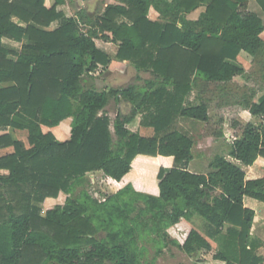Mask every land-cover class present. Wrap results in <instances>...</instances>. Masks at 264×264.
Segmentation results:
<instances>
[{"label": "trees", "instance_id": "obj_1", "mask_svg": "<svg viewBox=\"0 0 264 264\" xmlns=\"http://www.w3.org/2000/svg\"><path fill=\"white\" fill-rule=\"evenodd\" d=\"M44 1L0 0V264H155L142 262L139 238L160 244L169 227L195 215L209 238L227 226L239 264H259L247 248L254 211L243 198L264 202V177L246 179L223 155L209 160L206 174L190 171L193 139L175 127L179 118L209 120L207 103L188 97L195 88L245 76L238 61L245 52L259 66L263 94L256 98L250 88L236 101L251 120L228 156L244 166L264 158V23L250 0H116L95 16L77 5L67 16L58 8L65 0L51 7ZM255 2L264 14V0ZM200 6L205 11L188 20ZM150 8L159 14L155 21ZM98 38L111 43L112 57L96 46ZM112 59L151 78L120 89L86 87L84 76ZM110 97L130 105L113 120L115 139L103 112ZM138 115L153 135L127 128ZM67 118L69 139L43 130ZM139 155L173 157L171 168L157 172V195L127 183L102 201L71 196L92 172L122 180ZM145 159L135 160L133 170L148 175ZM60 192L68 195L65 202L43 210L44 200ZM180 248L188 255L211 249L193 228ZM214 258L226 260L220 252Z\"/></svg>", "mask_w": 264, "mask_h": 264}, {"label": "rangeland", "instance_id": "obj_2", "mask_svg": "<svg viewBox=\"0 0 264 264\" xmlns=\"http://www.w3.org/2000/svg\"><path fill=\"white\" fill-rule=\"evenodd\" d=\"M106 0H98L97 5L104 4ZM81 0H66L65 5H78ZM116 3V0H112L109 4ZM252 4V5H251ZM253 0L249 3V9L255 8ZM264 20V17H263ZM54 25V24H53ZM51 27H55V26ZM99 44V42H98ZM20 44H14V47L19 49ZM110 51H112L110 47ZM113 54V53H112ZM112 57V55L110 54ZM238 61L243 65L246 70V74L243 77L237 76L229 83H211L200 89H193L187 102L199 103L204 101L208 105L209 120L207 122H191L189 120H181L179 118L176 122V129L179 131H186L193 139V159L190 162L191 171L204 173L209 170V160L219 153L229 150V146L234 141V137H239L248 119L244 118V110L242 107L236 104V101L240 98L242 92H247L248 89L256 90V98L263 94L261 79L259 76V66L252 60V58L244 53H241ZM122 67V66H121ZM125 73L113 72L107 70L108 66L100 71L96 77L91 76L93 74H87L84 76V85L86 87L92 86L97 90L103 89H120L129 84L143 85V80L151 78L150 74L145 71H134V67L131 63L127 62L125 65ZM116 69H119L117 66ZM115 72V73H114ZM91 77H93L91 79ZM130 105L123 99L116 100L114 97H110L108 103L104 107L103 112L108 116L110 120V131L113 139L115 135L113 132L112 123L118 112L128 113ZM189 121V122H188ZM253 122L256 118H253ZM127 128L131 131L138 132L141 135L151 136L153 131L151 128H144L140 125V115H138L132 123L127 125ZM46 131V128H44ZM219 133H223V137L218 136ZM13 136H17V132H11ZM12 148L1 150V153L11 151ZM148 161L151 172V179L154 181L157 172L156 162L153 160L145 159ZM149 172V173H150ZM105 176L101 172H92L87 174L86 178L79 185H76L72 197H81L83 193H87L97 201H102L105 197L114 194L120 185L115 182H107L104 180ZM157 179V178H156ZM60 197V198H59ZM68 197L67 194L58 196L53 204L42 203L43 210L56 204H63ZM198 217V216H197ZM195 219L194 223L203 230L204 220L201 217ZM167 233V231H166ZM104 236V232L99 234V237ZM138 246L144 249L142 256V262L155 264H193L196 257H189L186 254L181 253L174 244L171 243L169 234H166L165 239L159 244L157 240H153V236H143L138 240ZM161 248L158 251V248ZM163 249V250H162ZM191 258V260H190ZM111 264V263H107Z\"/></svg>", "mask_w": 264, "mask_h": 264}, {"label": "crops", "instance_id": "obj_3", "mask_svg": "<svg viewBox=\"0 0 264 264\" xmlns=\"http://www.w3.org/2000/svg\"><path fill=\"white\" fill-rule=\"evenodd\" d=\"M97 2H98V0H81V2L78 3L77 6L84 8L88 12V14H90L91 16H95L98 13H100L104 9V7H106L110 2H112V0H106L104 2V4H102V5H97L98 4ZM253 2L256 6H255V8L250 9V10L252 12H255L256 14H258L264 23V20H263L264 14H263L262 10L257 5L255 0H253ZM65 3H66V0H65ZM65 3L62 6H59L58 8L62 9L67 16H71L73 14V9H72L71 5H65ZM249 3H251V0L249 1ZM53 4H54V0H45L44 1V5L46 7H51ZM204 11H205V6H200L197 9L193 10L192 12L188 13L186 15V18L188 20H197L199 18L200 14ZM158 17H159V14L153 8H150V10L148 12V18L152 21H155L158 19ZM12 20L14 22L18 23L16 18H12ZM53 24H52L53 26L56 25L55 23H53ZM261 37L264 40V32L261 34ZM2 41L5 45H7L11 48H14V49H17L14 47V44H20L21 45V43H19V42H14V41L8 40V39H3ZM98 42H99V44H98ZM95 44L100 50H102L108 54L113 55L112 53H113L114 48H112L110 42H107V41H104L103 39L98 38V39H95ZM110 47H111L112 51H110ZM241 53L246 54L245 52H240V54ZM240 54H239V56H240ZM246 55H248V54H246ZM126 64H127L126 61H118V60L112 59L110 64L108 65L107 70H109L111 72H113V70H116L117 72L125 73V69L127 68V67H125ZM117 66H119V69H116ZM101 68H105V67L100 66L95 72L90 73V74L95 73L94 75H91V76L96 77V75L99 74L100 71H103V69H101ZM134 71H136V70L134 69ZM92 78L93 77H91V79ZM244 118L248 119L249 121L251 120L250 114L247 110H244ZM181 120H189L191 122H196V120H193L190 118H182ZM70 124H71V118H67V119L63 120L62 122H60L59 125L52 127V128H46V130H50L54 134V136L57 140L64 141V140L69 139V137H70ZM44 128H43V130H44ZM180 132L191 137L190 134L187 133L186 131H180ZM220 137H223V133H222V136H220ZM236 138L237 137H234V140ZM218 155H223V156H225V158L227 160H229V161L233 162L234 164L240 166L243 169V171L245 172L246 179L251 180V179H259V178L264 177V158H262V157H259L252 165L244 166L239 161L228 156V150L226 152H222V154L219 153ZM138 158H147L149 160L155 161L156 163L153 165L156 166V169H158L159 167L169 169V168H171L172 163H173V157H164V156L147 157V156L139 155L133 160L132 169L130 170V172L127 175H125L122 178V180L115 181L114 179L106 177V176H105L104 180H106L107 182H115V183L119 184L120 185L119 188L123 187L127 183H131L133 185V187L135 188V190H137V191L157 195L158 194L157 179L155 178L154 181H152V179L150 177L151 172L148 173V175H144L142 173L141 169L138 171L133 170V163ZM189 170L191 171V166H189ZM1 172L6 173L7 171H1ZM97 172H99V171H97ZM208 172H209V170L207 172H204V174H206ZM62 194H65V193L60 192L58 194V196H61ZM55 200H56V198H46L44 200V203H46L48 205L53 204L55 202ZM243 206L254 211V217H253L252 225H251L249 236H248L247 248L252 250L253 253L258 258H260L262 260L259 264H264V202H261L259 200L254 199V198L246 196L243 198ZM196 218L199 219L195 215L189 221H187L185 219H180V221L178 223H176V225H178L181 228L182 236H184V238L182 240H177L173 236H171L169 234V232L171 231L173 226L169 227L166 231H167V234H169V236L171 238V243L174 244V246H176L177 249L181 251V253L183 252V254H186L184 251L181 250L180 246L184 242L188 232L193 228V229H196L208 241V243L210 244V247H211V249L208 251L202 250V251H199L197 254H194V255L186 254L189 257H196L195 261H193V264H239L237 246L234 245L232 242H230L226 237L227 226L225 227V229L223 230V232L220 236H218L216 238H209L208 236H206V234H204L203 230L200 229L194 223V220ZM218 252L224 253L226 260L225 259L224 260L223 259H215L214 255L217 254ZM190 260H191V258H190Z\"/></svg>", "mask_w": 264, "mask_h": 264}, {"label": "built area", "instance_id": "obj_4", "mask_svg": "<svg viewBox=\"0 0 264 264\" xmlns=\"http://www.w3.org/2000/svg\"><path fill=\"white\" fill-rule=\"evenodd\" d=\"M169 234L177 240H182L184 238V236H182V233H181V228L176 224L173 225Z\"/></svg>", "mask_w": 264, "mask_h": 264}]
</instances>
